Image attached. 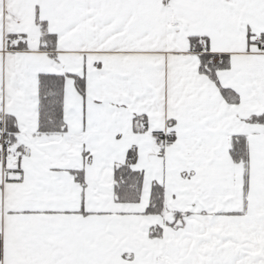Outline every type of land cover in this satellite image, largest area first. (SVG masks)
Returning a JSON list of instances; mask_svg holds the SVG:
<instances>
[{"label": "snow or ice", "instance_id": "obj_1", "mask_svg": "<svg viewBox=\"0 0 264 264\" xmlns=\"http://www.w3.org/2000/svg\"><path fill=\"white\" fill-rule=\"evenodd\" d=\"M0 264H264V0H0Z\"/></svg>", "mask_w": 264, "mask_h": 264}]
</instances>
